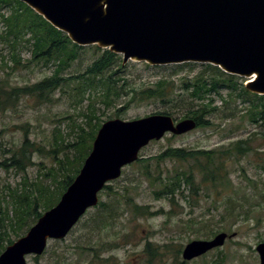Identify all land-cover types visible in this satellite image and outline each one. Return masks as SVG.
<instances>
[{"label":"rangeland","instance_id":"rangeland-1","mask_svg":"<svg viewBox=\"0 0 264 264\" xmlns=\"http://www.w3.org/2000/svg\"><path fill=\"white\" fill-rule=\"evenodd\" d=\"M0 12L7 15L9 7H2ZM4 28L5 25L0 22V31ZM25 37L28 35H24ZM104 49L100 46L95 48V44L85 45L80 50L79 58L64 70V74L68 76L84 72ZM0 52L1 61V55L5 56L8 52V47L3 41H0ZM18 53L22 62L31 58L30 50L26 47L19 46ZM121 60L120 55V63ZM124 65L118 74L126 77V89L132 86L142 88L154 85L161 79L168 81L166 90H173L175 93L180 91L185 77L193 76L200 69V66L179 68L178 64L150 65L136 60H128ZM52 71L51 64L31 62L15 70L0 67V77L5 79L9 86H21L39 81ZM240 80L244 84L246 78L241 77ZM75 87L74 82L64 85L52 94L49 101L44 102H38L31 96H21L16 98L13 106L0 110V206H4L1 198L7 193L6 186L22 190V176H26L31 182L43 180L54 189L56 184H52L40 174L55 166L54 156L62 157L64 152L68 151L72 157L73 149L56 151L58 147L55 143L60 142L59 134L64 143L75 139L74 134L70 133L71 121L73 119L79 124L84 123V117L77 116V111H85L90 103L87 96L91 92L95 93V90H87L84 99L80 101ZM227 94L225 90L222 91L223 96L226 97ZM93 98L96 99V115L103 121L113 118L131 120L159 113L168 106L158 99H145L134 101L121 109L124 99L117 98L114 105L104 106L95 94ZM79 101V104L73 105ZM214 104L221 106L223 103L217 98ZM233 106L230 102L229 107ZM239 107L240 105L235 106L236 115L230 119H221L222 113L217 110L209 116L213 121L211 126L195 127L179 135L166 134L158 140L150 141L139 152L140 157H148L170 146L217 149L250 137L247 143L249 149L243 154L237 158L233 155L222 160L220 173H225L231 179L232 186L225 187L219 183L198 189V194L187 197V200L176 194L171 202L166 197L154 195V187L141 175V163L134 161L122 168L118 178L108 182L110 188L104 187L99 192L97 205L87 209L64 238L50 239L45 250L39 255H27V264H148V254L144 251L147 240L152 242L159 252V255L151 259V264H258L255 247L264 241V127H256L250 123L241 114ZM172 110L171 116L175 120L182 119L179 109ZM25 137L34 142L35 149L28 152L31 164H27L21 172L16 171L13 166H2L4 159L11 155V151L8 152L7 149L12 150L19 146ZM184 165V162L171 159H166L160 164L151 160L150 173L156 175L159 170L173 172ZM196 178L198 180V177ZM237 187L245 189L246 195L241 202L244 208H251L252 212H249L247 219L242 215V219L233 222L225 211L223 195ZM187 192L188 190L185 194ZM121 193L133 196L139 205H146L150 214L134 215L118 196ZM224 197L227 198L228 195ZM234 197L239 199L238 196ZM99 201L105 205L99 204ZM110 209L118 214L117 217H109L112 216ZM257 217L258 220L255 219ZM224 227L230 228L234 233L226 238L222 245L193 259L183 260L181 251L188 241L211 238L215 234L213 231H225ZM34 256H37V259H34Z\"/></svg>","mask_w":264,"mask_h":264},{"label":"water","instance_id":"water-1","mask_svg":"<svg viewBox=\"0 0 264 264\" xmlns=\"http://www.w3.org/2000/svg\"><path fill=\"white\" fill-rule=\"evenodd\" d=\"M78 45L96 44L128 60L150 65L209 63L245 77L250 92L264 94V0H20ZM252 79V80H251ZM196 126L154 113L101 123L82 165L61 193L22 236L0 252V264H27L50 239L64 238L98 202V193L139 158L141 148L166 134ZM234 232L191 239L182 251L190 260L218 247ZM255 250L264 264V241Z\"/></svg>","mask_w":264,"mask_h":264},{"label":"trees","instance_id":"trees-1","mask_svg":"<svg viewBox=\"0 0 264 264\" xmlns=\"http://www.w3.org/2000/svg\"><path fill=\"white\" fill-rule=\"evenodd\" d=\"M4 6L9 7V13L5 15L0 12V22L5 25L4 30L0 31V41L5 42L8 52L5 56L1 55L0 67L15 70L35 62L43 65L51 64L53 71L39 81L21 86H9V83L0 77V110L13 106L16 98L25 95L34 97L38 102L49 101L52 94L62 89L64 85L73 82L76 86L77 98L80 97V101L84 99L87 90H95V93L91 92L87 96L90 101L87 109L77 111V116L84 117V123L79 124L73 119L71 121L70 133L74 134L75 139L64 143L63 137L59 134L60 142L55 143L58 147L56 151L73 149L72 157L68 151L64 152L62 157L54 156L57 165L51 166L40 174L43 178L49 179L52 184H56L54 189L43 180L28 181L26 176H22V190L5 187L7 193L3 194L1 198L4 201V206H0V252L7 244L22 236L42 211L55 205L61 193L78 173L84 158L91 149L96 131L103 122V119L96 115L94 107L96 99L93 98V94L104 106L114 105L117 98L124 99L121 109L134 101L158 99L168 105L159 113L171 115L172 108H177L182 112V118H193L196 127L211 126L213 121L209 116L217 110L222 113L220 114L221 119H230L236 115L235 106L240 105L238 109L250 123L256 127H264V94L250 92L240 80V76L226 73L218 66L209 63L185 62L176 65L179 68L200 66L193 76L184 78L180 91L177 93L173 90H166L168 81L161 79L154 85L142 88L132 86L126 89L128 84L126 77L118 74L125 65L122 64V60L120 63V55L106 48L86 67L84 72L66 76L64 70L79 58L80 50L84 46L72 42L64 32L53 27L24 2L0 0V9ZM26 34L28 37L24 38ZM19 46L30 50L31 58L26 59L25 62L20 59ZM95 48L98 46L95 45ZM115 64L117 65L115 66ZM120 81L122 82L120 83ZM7 86L9 87L7 88ZM223 90L228 93L226 97L222 95ZM215 95L217 96L215 97ZM217 98L223 103L221 106L214 104ZM80 101L74 102L73 105L76 106ZM230 102L234 104L233 107H229ZM115 114L117 115V112ZM256 133L257 131L254 134ZM248 139H239L217 149H187L170 146L157 154L139 157L136 162L141 163V175L145 176L154 187L152 191L154 195L166 197L173 202L176 194H180L183 199H186L197 195L198 189L201 190L208 186H216L219 183L225 187L232 186L231 179L225 173H220L223 166L222 160L233 155L234 158H237L238 155L243 154L249 149ZM34 149V142L25 137L19 146L12 150L7 149L8 152L11 151V155L5 158L1 165L5 168L13 166L19 172L24 171L25 166L31 164L28 152L30 153ZM166 159L184 162L185 165L173 172L159 170L156 175H151V160L160 164ZM157 166L159 167V165ZM104 187L110 188L108 184ZM187 190L188 192L185 194ZM225 195L228 197L225 198ZM245 195V189L240 187L223 195L225 211L233 222L236 219H242V215H244V219L249 216L251 208H244L241 202ZM118 196L124 200L125 207H128L134 215L146 216L150 214L147 206L137 204L133 196L123 193ZM234 196H238L239 199ZM99 204L105 205L101 201ZM110 213H112L110 218L118 215L111 209ZM258 218L255 219L258 220ZM223 229L230 233L233 232L228 227ZM216 232L213 231V234ZM144 251L148 254V264H151L153 257L159 255L154 244L148 240L145 243ZM34 259H37V256H34Z\"/></svg>","mask_w":264,"mask_h":264}]
</instances>
